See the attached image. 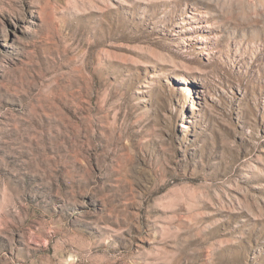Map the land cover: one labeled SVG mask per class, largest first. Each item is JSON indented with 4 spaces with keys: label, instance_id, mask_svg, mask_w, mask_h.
<instances>
[{
    "label": "rangeland",
    "instance_id": "374dc122",
    "mask_svg": "<svg viewBox=\"0 0 264 264\" xmlns=\"http://www.w3.org/2000/svg\"><path fill=\"white\" fill-rule=\"evenodd\" d=\"M0 264H264V0H0Z\"/></svg>",
    "mask_w": 264,
    "mask_h": 264
}]
</instances>
